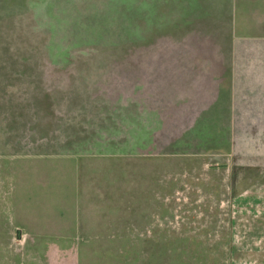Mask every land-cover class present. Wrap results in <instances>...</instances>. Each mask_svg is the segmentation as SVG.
Returning <instances> with one entry per match:
<instances>
[{"label": "rangeland", "instance_id": "obj_1", "mask_svg": "<svg viewBox=\"0 0 264 264\" xmlns=\"http://www.w3.org/2000/svg\"><path fill=\"white\" fill-rule=\"evenodd\" d=\"M182 1L0 0V55L88 61L77 65L88 66L94 134L117 136L135 153L119 161L125 172L118 182L141 183L146 207L142 227L118 240L117 250L126 241L136 251L120 264H264V56H250L230 104L214 94L202 69L201 94L179 85L189 79L186 57L213 54L221 23H228L210 15L181 27ZM166 90L193 103L167 111ZM138 153L146 158L139 163ZM7 224L0 261L26 242L21 228Z\"/></svg>", "mask_w": 264, "mask_h": 264}, {"label": "crops", "instance_id": "obj_2", "mask_svg": "<svg viewBox=\"0 0 264 264\" xmlns=\"http://www.w3.org/2000/svg\"><path fill=\"white\" fill-rule=\"evenodd\" d=\"M184 1L181 13L225 16L228 23H221L213 54L206 50L186 57L189 79L178 84L201 94L202 69L208 83H214V94L228 96L230 104L250 56H264V0H196L192 6ZM250 25L258 29H241ZM79 59L0 55V228L8 227V220L26 240L22 250L0 264H120L136 253L126 241L120 244L124 250H117L119 239L131 238L130 228L142 227L146 209L141 183L130 188L118 182L119 171L125 172L119 161L135 153L118 145L123 141L117 136L94 134L93 87L84 81L88 66L77 65L88 61ZM176 94L169 92L167 111L193 103L173 100ZM137 156L139 163L143 155ZM89 244L105 250H88ZM3 248L0 255L8 251Z\"/></svg>", "mask_w": 264, "mask_h": 264}, {"label": "trees", "instance_id": "obj_3", "mask_svg": "<svg viewBox=\"0 0 264 264\" xmlns=\"http://www.w3.org/2000/svg\"><path fill=\"white\" fill-rule=\"evenodd\" d=\"M197 11H195L194 13H181L180 14V16H181V23H182V20H183V18L182 17H184V19H185V17H186V22H185V24H184V26H181V27H186V26H188L190 23H192L193 21H194V19H198V18H202L203 16H201V14H198V13H196ZM191 15V16H190ZM182 29V28H181ZM161 93H163V95H161V94H159V95H161L162 96V99H161V103L163 104V107H164V102H168L169 100H171L170 99V96H169V92H167V90L166 91H163V92H161ZM166 94V95H165ZM168 94V95H167ZM160 96V97H161ZM172 97V96H171ZM168 126V125H167ZM186 130V129H185ZM172 141H175V140H171V141H169V143H171ZM173 143V142H172ZM144 159H146V158H143V160Z\"/></svg>", "mask_w": 264, "mask_h": 264}]
</instances>
